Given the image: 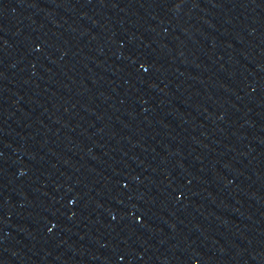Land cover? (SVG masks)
I'll return each instance as SVG.
<instances>
[{
	"label": "water",
	"instance_id": "1",
	"mask_svg": "<svg viewBox=\"0 0 264 264\" xmlns=\"http://www.w3.org/2000/svg\"><path fill=\"white\" fill-rule=\"evenodd\" d=\"M0 264H264V0H0Z\"/></svg>",
	"mask_w": 264,
	"mask_h": 264
}]
</instances>
